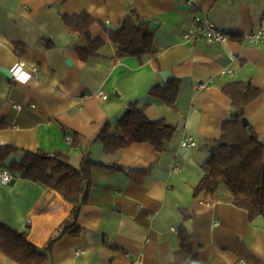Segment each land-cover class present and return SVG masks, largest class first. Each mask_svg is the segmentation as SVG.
Wrapping results in <instances>:
<instances>
[{
    "label": "crops",
    "instance_id": "0c3cea01",
    "mask_svg": "<svg viewBox=\"0 0 264 264\" xmlns=\"http://www.w3.org/2000/svg\"><path fill=\"white\" fill-rule=\"evenodd\" d=\"M130 9L158 23L152 31L156 52L117 60L104 28L117 30ZM80 13L97 21L90 34L105 42L87 62L72 51L78 39L62 21V15ZM262 15L264 0H0V146L17 149L9 159L40 150L66 154L75 168L85 155L122 167L92 169L79 232L57 239L47 264H173L181 224L191 234L194 264H264V217L249 220L221 182L214 197H194L211 157L206 143L233 117L222 91L229 82L259 90L245 117L264 142V40L250 39ZM194 17L209 19L229 40L183 39ZM171 78L181 82L173 107L148 95ZM132 102L146 105L148 120L175 128L163 152L149 143L103 152L96 140L102 126L117 135L116 124ZM185 139L195 146L182 147ZM70 211L58 192L40 183L15 178L0 184L1 223L26 232L39 249ZM0 264L18 263L0 252Z\"/></svg>",
    "mask_w": 264,
    "mask_h": 264
},
{
    "label": "trees",
    "instance_id": "16d2710c",
    "mask_svg": "<svg viewBox=\"0 0 264 264\" xmlns=\"http://www.w3.org/2000/svg\"><path fill=\"white\" fill-rule=\"evenodd\" d=\"M68 0H60L65 3ZM63 27L75 35L78 42L71 47L81 62L98 56L104 40L93 39L91 27L97 23L87 13L62 15ZM150 22L141 20L130 9L119 24L117 30L104 28L109 41L115 46L114 59L126 57L141 58L156 52ZM46 47L50 41L43 38ZM181 82L171 78L165 87L155 86L148 91L152 98L173 107L177 99ZM231 100V112L236 115L225 121L220 136L207 141L211 157L205 163V174L194 189V197L201 194L214 197L221 182L228 190L232 205L244 211L249 220L264 217V142L255 134L249 124L244 127L241 119L245 109L259 96V90L249 82H229L222 88ZM146 105L139 106L132 102L116 124L117 135L110 133L109 124H104L97 136L103 152L114 155L132 144H148L157 153L165 150L175 134V128L163 119L150 121L144 111ZM17 153L13 146H0V167L6 169L15 178L40 183L58 192L71 205L69 218L63 223L46 244L39 249L27 239L26 232H19L0 221V252L9 260L18 264H47L53 244L63 235L76 236L79 232L77 219L81 209L90 204L89 186L91 171L94 167H105L122 171L116 164L105 166L82 156L78 168L69 163V158L62 152L45 151L24 152L19 160H10ZM184 222L187 217H183ZM181 241L180 249L174 253L173 264H194L197 255L193 251L191 234L184 225L177 229Z\"/></svg>",
    "mask_w": 264,
    "mask_h": 264
},
{
    "label": "built area",
    "instance_id": "2783aa9c",
    "mask_svg": "<svg viewBox=\"0 0 264 264\" xmlns=\"http://www.w3.org/2000/svg\"><path fill=\"white\" fill-rule=\"evenodd\" d=\"M193 22H194V27L183 32L182 34L183 39L185 40L197 39L198 41L199 40L216 41L220 43H225L226 41L229 40L228 36L221 30H218L213 25V23L207 18L194 17ZM250 39L256 42H260L264 40V15H262L260 18L256 33L251 35ZM198 88L203 89L204 85L199 84ZM98 96L101 97V99H106L105 94L103 92H99ZM16 108L19 107L16 106ZM65 140L66 142L67 141L70 142L71 138L66 135ZM181 146L190 148V147H194L195 143L191 139H185L182 141ZM12 181H14V177L10 174V172L0 167V184L6 186L9 185Z\"/></svg>",
    "mask_w": 264,
    "mask_h": 264
},
{
    "label": "water",
    "instance_id": "95a60500",
    "mask_svg": "<svg viewBox=\"0 0 264 264\" xmlns=\"http://www.w3.org/2000/svg\"><path fill=\"white\" fill-rule=\"evenodd\" d=\"M157 27H158V23L153 22V23L150 24L149 29H150L151 31H153V30H155ZM4 73H6V72H4ZM6 75H7V73H6ZM161 76H162L163 80H166V79L169 77V72H164ZM232 115L235 116L236 113L233 112ZM241 123H242V125H244V127H247V126L249 125V122H248V120L246 119V117H243V118L241 119Z\"/></svg>",
    "mask_w": 264,
    "mask_h": 264
}]
</instances>
